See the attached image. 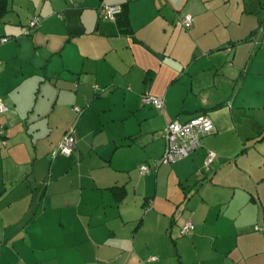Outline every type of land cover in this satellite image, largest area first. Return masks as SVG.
Here are the masks:
<instances>
[{
  "label": "crops",
  "instance_id": "1",
  "mask_svg": "<svg viewBox=\"0 0 264 264\" xmlns=\"http://www.w3.org/2000/svg\"><path fill=\"white\" fill-rule=\"evenodd\" d=\"M232 1L10 0L0 264H264V7ZM201 114L216 132L157 168L167 124ZM71 129L74 153L52 159Z\"/></svg>",
  "mask_w": 264,
  "mask_h": 264
},
{
  "label": "built area",
  "instance_id": "2",
  "mask_svg": "<svg viewBox=\"0 0 264 264\" xmlns=\"http://www.w3.org/2000/svg\"><path fill=\"white\" fill-rule=\"evenodd\" d=\"M100 11L101 18L109 21H115L117 16L122 12V7L121 5H104ZM182 23L185 28L189 29L194 23L193 16L187 15L182 20ZM40 25V20L36 18L31 21L30 28L32 30H36L40 27ZM258 33L264 34V26L260 27ZM8 41V38H4L1 39L0 43L5 44ZM257 43L259 44L260 41L258 40ZM144 102L152 104L160 111H163L166 108V99L164 97L146 95L144 96ZM74 110L79 114L82 113V110L79 107H75ZM8 111L9 108L6 106L3 99L0 98V115L5 114ZM4 130V127L1 125L0 135L2 137L5 136ZM214 132H216V126L207 114H201L187 122H180L178 120L169 122L162 133V137L166 141V151L162 158L158 160L156 167L158 168L164 165H173L190 157L195 151L203 147V139ZM76 143L77 141L75 138L74 129H71L59 144L58 148L52 152V159H57L61 156H71L75 151ZM3 144H7L5 140H3ZM216 160L217 154L210 151L205 163L207 171ZM140 171L142 174H148L151 172V168L144 165L140 167ZM194 229V224L192 222H187L182 227V235H188L194 231Z\"/></svg>",
  "mask_w": 264,
  "mask_h": 264
},
{
  "label": "rangeland",
  "instance_id": "3",
  "mask_svg": "<svg viewBox=\"0 0 264 264\" xmlns=\"http://www.w3.org/2000/svg\"><path fill=\"white\" fill-rule=\"evenodd\" d=\"M236 1H243V0H233L232 3L234 4V2ZM246 2V7H247V11H249L250 13H254L255 17L261 19L262 18V13H263V9L262 7H264V0H244ZM258 19V21H259ZM261 22V21H260ZM264 21L259 23L258 29L260 27V25H263ZM259 39H260V46L263 48L264 47V34H259ZM248 71V70H246ZM165 168V167H163ZM155 169V166H154ZM153 169V170H154ZM157 169L154 170V175L156 174ZM166 174V173H165ZM162 184H163V180H162Z\"/></svg>",
  "mask_w": 264,
  "mask_h": 264
},
{
  "label": "trees",
  "instance_id": "4",
  "mask_svg": "<svg viewBox=\"0 0 264 264\" xmlns=\"http://www.w3.org/2000/svg\"><path fill=\"white\" fill-rule=\"evenodd\" d=\"M104 5H101L99 8V16L101 18V8ZM122 7V6H121ZM126 7V6H125ZM10 12V0H0V20L3 19L8 13ZM102 20H106L101 18ZM109 21V20H108ZM116 21H118V23L122 26H126L127 22H128V18L126 16L125 13V9L124 7H122V12L117 16ZM30 26V25H29ZM264 26V24L262 25ZM126 31H128V29H126ZM9 39V38H8ZM9 42V41H8ZM7 42V43H8ZM8 113V112H7ZM6 114V113H5ZM2 114V115H5ZM197 117V116H196ZM1 126V125H0ZM4 127V135H6V127L4 125H2ZM1 136V135H0ZM5 137V136H4Z\"/></svg>",
  "mask_w": 264,
  "mask_h": 264
}]
</instances>
